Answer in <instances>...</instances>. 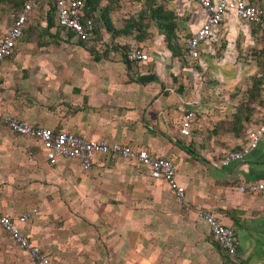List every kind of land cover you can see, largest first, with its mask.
I'll list each match as a JSON object with an SVG mask.
<instances>
[{
    "label": "crops",
    "instance_id": "1",
    "mask_svg": "<svg viewBox=\"0 0 264 264\" xmlns=\"http://www.w3.org/2000/svg\"><path fill=\"white\" fill-rule=\"evenodd\" d=\"M102 1L93 12L98 35L89 43L55 26L48 31L60 36L50 41L20 40L14 55L0 63V111L34 127L170 159L188 213L203 222L196 212L206 211L231 228L239 264H264V198L236 190L264 180V137L242 161L220 163L264 123V35L227 11L218 29L221 41L201 44L199 58L191 61L185 41L204 20L196 1L124 0L119 11L114 1L106 6ZM248 2L264 9V0ZM157 6L174 24L175 52L163 38V24L159 28L150 17ZM39 28L38 37L46 25ZM137 47L149 59L127 63L125 53ZM191 110L197 120L191 137L184 138L180 123ZM177 204L167 183L146 168L101 156L85 173L74 160L59 158L50 165L38 141L0 125V211L15 218L39 210L22 232L51 264H150L144 237L151 233L173 245L180 236L175 222L191 219ZM130 234L134 246L126 247ZM185 239L190 242L183 235V245ZM189 249L153 251L165 264L181 256L177 264H191ZM211 252L210 264H234L218 246Z\"/></svg>",
    "mask_w": 264,
    "mask_h": 264
},
{
    "label": "built area",
    "instance_id": "2",
    "mask_svg": "<svg viewBox=\"0 0 264 264\" xmlns=\"http://www.w3.org/2000/svg\"><path fill=\"white\" fill-rule=\"evenodd\" d=\"M203 10L204 20L200 28L185 41V54L191 60L199 58L201 44L206 41L220 42L219 29L222 16L229 11L245 24H255L264 35V9L252 5L248 0H194ZM46 2L54 9L55 28L71 34L80 43H89L98 29V20L94 14L86 15L85 0H25L19 12L15 15L11 26L0 35V63L11 58L17 44L23 37L32 13ZM130 63L146 62L149 56L142 48H134L125 53ZM197 120L194 110L186 112L180 123L179 134L184 138L192 135L193 125ZM0 125L11 132L40 143L46 160L55 165L59 158L78 162L82 172H89L95 158H117L132 162L146 168L153 175L162 178L172 191L180 205H185V189L176 180L177 167L167 158L152 155L145 149L134 148L121 143H108L103 140L88 139L67 131L55 132L50 128L34 127L20 119L0 111ZM264 137V123L247 133V142L240 150L227 152L221 159V165L226 166L234 161H242L254 150ZM240 194L264 198V180L245 183L236 187ZM39 215L37 208H30L13 218L0 211V227L9 236L17 248L23 251L33 264H51V258L38 246L32 244L22 232V226L34 221ZM196 216L208 227L215 244L231 258L234 264L238 242L231 228L222 224L213 215L198 210Z\"/></svg>",
    "mask_w": 264,
    "mask_h": 264
},
{
    "label": "rangeland",
    "instance_id": "3",
    "mask_svg": "<svg viewBox=\"0 0 264 264\" xmlns=\"http://www.w3.org/2000/svg\"><path fill=\"white\" fill-rule=\"evenodd\" d=\"M25 0H0V35L8 29V27L12 24L13 19L15 15L19 12L21 4ZM113 2L114 5L113 8H122V5L124 3V0H105L102 1L103 5L106 6L107 2ZM103 6V7H105ZM139 7V6H137ZM140 7H144V2L140 3ZM119 9H117L119 11ZM47 18L53 21V27L55 26L54 22V14H52L49 6L46 5V2H43L40 4V7L36 9L28 22V26L24 31L22 41L30 40H38V41H50L51 40V35L60 36V32L56 30H51L52 32H44V35H41L38 37V32L39 27H43L46 25ZM98 20V18H97ZM99 22V21H98ZM43 28L41 29V31ZM26 32V37L24 36ZM42 36V38H41ZM179 204V203H178ZM177 204V205H178ZM180 205V204H179ZM178 205V206H179ZM180 205V210L182 211V214H185V218L190 215L189 220L187 222H183L182 218H179L175 224L177 225V229H179V234L180 236H175V239H172L174 244L169 245L165 239L163 240H156L153 236H151V233H149L147 236L144 237V248H147L151 251V254L149 256V262L150 264H165L164 261L161 262V258L159 257V253L156 251H153V249L160 247V248H165L168 246H175V247H181L185 246L190 248L189 249V259H191V264H200V263H205V264H210L209 259L211 258V250H214V248L217 247L215 244L213 237L210 235L208 227L203 223L198 221L194 216L189 214L191 208H188L187 206ZM80 210H78V213L80 214ZM79 219H82L81 214L78 216ZM83 220V219H82ZM84 222V220H83ZM80 222L79 223H83ZM97 223V218L94 219V224ZM91 224V223H89ZM91 224V225H94ZM95 231L97 230V227L94 225ZM92 229V230H94ZM84 232L86 231L85 229ZM81 234V231H78ZM131 235V234H130ZM184 237H189L190 242L185 243L184 245L182 244V238ZM206 235V238H205ZM154 238V239H153ZM134 238L133 235L130 236L129 239L126 241V247H133L134 246ZM205 251V252H204ZM168 256L169 258L175 255H168L164 254L163 256ZM135 259L134 256H128V259ZM171 259V258H170ZM171 264H177L181 263L182 261V256H181V261L171 259ZM0 264H30L29 259L23 251H21L17 246L13 244L9 236L1 229L0 227Z\"/></svg>",
    "mask_w": 264,
    "mask_h": 264
},
{
    "label": "trees",
    "instance_id": "4",
    "mask_svg": "<svg viewBox=\"0 0 264 264\" xmlns=\"http://www.w3.org/2000/svg\"><path fill=\"white\" fill-rule=\"evenodd\" d=\"M98 2H99V0H85V13H86L87 16L90 15V14H93ZM23 3L21 4V6L23 5ZM150 7H151V5H150ZM49 8H50L52 14H54L53 7L51 5H49ZM107 13L108 12H104L103 15H105ZM162 13L163 12L160 11L159 6H157L153 10L150 9V17L153 20L156 21V23H157L159 28L163 24V27H162L163 31H161V33L163 34V38H164L166 44L168 45V47L171 48L175 52L176 51V47L174 45H172V43H171L174 40V28L175 27H174V24L171 22V17L170 16H163ZM46 22H47L46 23V32H47L51 27H53V21H51L50 19L47 18ZM104 22H105V24L107 26V29H111L109 27L108 20L105 17H104ZM97 33L98 32L96 31L95 34L98 35ZM81 44H86V43H81ZM125 60H126L127 63H130L129 61H127L126 57H125Z\"/></svg>",
    "mask_w": 264,
    "mask_h": 264
}]
</instances>
